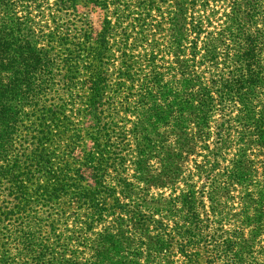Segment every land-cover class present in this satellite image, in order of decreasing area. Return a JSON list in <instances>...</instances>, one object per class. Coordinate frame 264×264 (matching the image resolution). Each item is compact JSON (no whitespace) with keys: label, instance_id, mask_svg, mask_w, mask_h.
Wrapping results in <instances>:
<instances>
[{"label":"trees","instance_id":"16d2710c","mask_svg":"<svg viewBox=\"0 0 264 264\" xmlns=\"http://www.w3.org/2000/svg\"><path fill=\"white\" fill-rule=\"evenodd\" d=\"M97 1L0 0V192L13 198L0 199V264H264V0H173L166 15L167 0H106L112 19L95 32L76 15ZM153 11L158 27L170 24L166 46L151 30ZM135 47L148 64L139 84L125 52ZM160 54L187 56L176 59L181 90L163 82ZM115 62L119 84L136 91L121 96L101 76ZM6 73L14 76L7 85ZM13 106L21 125L36 116L16 150L5 124ZM66 111L94 124L82 133ZM171 133L176 151L164 144ZM192 154L202 157L198 180L190 171L179 188ZM128 156L136 183L115 185L140 192L143 236L107 220L115 212L102 210L96 192ZM154 159L162 166L150 172ZM165 187L167 195L146 197Z\"/></svg>","mask_w":264,"mask_h":264},{"label":"rangeland","instance_id":"374dc122","mask_svg":"<svg viewBox=\"0 0 264 264\" xmlns=\"http://www.w3.org/2000/svg\"><path fill=\"white\" fill-rule=\"evenodd\" d=\"M99 3V4H98ZM155 4H159V0H156ZM106 5V7H105ZM168 5H173L174 7V1L173 0H167L166 4H162L163 6V12L162 15H166L165 11L168 9ZM104 6V7H103ZM172 7V8H173ZM171 8V10H172ZM112 7L109 6V4L106 3V0H98L97 3H90L87 4L86 6L83 5L79 7V11L77 12L76 18L78 20H80L81 22L83 20L86 19V17L89 18L90 23L93 25L95 32H97L100 29L101 26V22L103 20V18H108V19H112ZM130 20V19H129ZM160 20V15L159 13H157L156 11L152 12V27L151 30L153 32V34L155 35L154 38H156V40L159 43H163L165 44L164 46H166V42H168V39L170 38L171 35V31H170V24L167 23H162L160 25V27H158V22ZM160 28V30L157 29ZM110 46H113L110 43ZM164 48L162 47L161 50H163ZM110 51L114 54H116L115 56H118V52L116 50V48L113 46L110 48ZM126 54H130L134 57V61H135V65H133L132 68V73H138L136 75H134L133 77L135 79H138V84L141 83L140 78L143 77L141 72H145L148 68V64L147 62H141L140 60H138L137 56L140 53H143V48L141 47H135L132 50H125ZM159 59L157 61V66H156V70L161 72L163 75H161L163 82L165 83H172L174 82V86L171 88L172 91H179L182 89V85L176 82H178V80L183 77L180 76L178 73V65L176 63V59L177 57H179V59H187V56H175L173 54L168 55H164V54H160L158 55ZM161 60V61H160ZM110 62V61H109ZM170 62V63H169ZM119 64V62H115L112 66L109 65L106 66L104 65V68H106V70H103V68H100L99 71H102L101 76H107L110 80V77L113 81H110L111 85H113V90H117V91H121L125 90L126 88H128V91H136L138 89V87H133L134 89L131 88L130 84L128 82H122L123 86H121V84H119L120 80L118 76H123L121 75L118 71H114V67H117V65ZM86 75H80V76H76L73 77L72 79L74 81H82L84 80ZM147 77V76H145ZM193 77V76H190ZM4 78V83L7 85L9 84L12 79L14 78V76H11L9 73H6V76H3ZM151 78V76H149V79ZM118 83V84H117ZM137 84V82L135 83ZM81 85V84H80ZM126 87V88H125ZM165 88V87H164ZM79 90L74 89V91L76 90V93H83V91L78 88ZM155 90V89H154ZM80 91V92H79ZM47 92H52L51 90H47ZM125 95V93L122 92L123 96ZM119 100V99H118ZM17 107L18 106H13L12 107V114L7 118V120H5V124H10V126H12V131L13 133V141H15L14 144V148L15 150L19 147L18 143L20 141H22L24 139V133L26 131L30 132L31 130L27 129L26 126L31 125L32 123L30 121H33L35 119V115L34 114H30L28 116L27 121H25V123H22L21 118L22 115L17 111ZM77 109L75 110H82L83 106H80L79 104H77L76 106ZM77 111H66L67 115L71 116V121H72V125L78 129L81 128V132L84 133L85 129L87 127H91L94 124V121L88 116L85 117L84 119H78L76 112ZM10 119V121L8 122V119ZM128 120H133L134 117L133 116H128L127 118ZM129 122V121H128ZM124 126H126L127 128L130 127L129 123H124ZM190 128L195 130V126L194 124L190 125ZM170 129H164L162 132V135L165 134V132L169 131ZM210 130L212 132H214V124H211V128ZM17 132V134H15ZM33 132V131H31ZM69 133H66L65 137L63 138V140H68V136ZM15 134V135H14ZM83 145L86 144V146L90 145L92 143V141L88 138H83ZM215 141L213 134H211L210 138H209V144L211 145L213 142ZM208 143V142H207ZM164 144L170 147H172V150L176 151L178 149V145L175 144V136L173 133H171V135L167 138V140L164 142ZM200 145V144H199ZM176 146V148H175ZM88 148V147H87ZM12 151L10 152V161L12 163H16V161L20 158L19 155L16 154V152ZM196 152L197 154H204V151L200 150L198 147L196 148ZM182 156H185V152L182 153ZM131 156L126 157V160L124 161V165L122 168H124V170L121 169L120 172L117 171H113V170H108L104 176H103V185H101L97 192V195L101 197V202L99 203V206L102 208L103 211H106L109 213L115 212L114 216H109L107 217V220L112 219L113 217H115V219L121 223V231H128L130 233L135 232V234H137L138 236H140V234L143 236V230L140 229L141 225L138 222L139 220L143 221L144 218H146V215H144L146 213V211L141 209H137L135 204L138 203V200L140 198V192H132V191H125V192H121L122 188L119 186L115 185V182L118 178H123V180H125V182L128 183H136L134 180L135 176H138L139 174H136V171L134 169V165L131 164ZM202 157L201 155H190L186 158V160L181 162V172H180V177H179V182L176 183V186H178L179 188H183V180H185L187 173H189L190 171L193 173L194 175V180H198V175L197 172L199 171V168H197L196 166H200ZM149 166H151L153 168V171L150 172H157L161 166H162V161L160 160V162L158 160H153L150 161ZM151 169V168H148ZM31 174H34L37 177H40V174L35 173L32 169V171L30 170ZM119 173V174H118ZM42 179V178H41ZM32 182L34 180H31ZM38 182V181H37ZM198 184L199 181H197ZM39 183V182H38ZM37 183V184H38ZM35 186H32V188H34ZM171 187L167 188L165 187L163 190H155V189H150L148 191V194L146 195L147 198H157L158 197V193H161L163 191V193H165V195H167L168 193L171 192ZM179 191L176 192V194H178ZM33 199L36 198V196H32ZM0 199L3 200L2 205H9V201H11L13 198L9 197L6 193V191H4V189L0 192ZM1 203V202H0ZM86 206V205H84ZM70 211H72L75 207L73 206H69ZM141 213L143 214V218L141 217ZM158 215H154L155 219H158ZM106 218V217H105ZM47 226L44 225V230H46ZM178 257H175V259H177Z\"/></svg>","mask_w":264,"mask_h":264}]
</instances>
